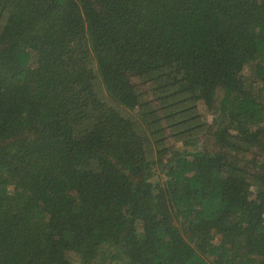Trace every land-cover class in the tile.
I'll list each match as a JSON object with an SVG mask.
<instances>
[{
  "label": "trees",
  "instance_id": "1",
  "mask_svg": "<svg viewBox=\"0 0 264 264\" xmlns=\"http://www.w3.org/2000/svg\"><path fill=\"white\" fill-rule=\"evenodd\" d=\"M260 157L264 0H0V264H264Z\"/></svg>",
  "mask_w": 264,
  "mask_h": 264
},
{
  "label": "rangeland",
  "instance_id": "2",
  "mask_svg": "<svg viewBox=\"0 0 264 264\" xmlns=\"http://www.w3.org/2000/svg\"><path fill=\"white\" fill-rule=\"evenodd\" d=\"M242 76L244 78L247 79H255L253 77V73L251 72V70L249 68H245V70L243 71ZM125 112H127L124 109ZM196 113H198V119L195 121H191L189 123H185L183 124L181 127H179L178 129H176V131L179 132V135H174L170 130L169 132H171L173 134V137L171 139H169L167 141V147H170L172 145H176L177 149L180 148H184L190 151H193L197 148V146L200 145H206L207 143H210L208 141H205V139H207L208 136H206L204 139L202 137V133L200 134L199 137H194L197 133H199L202 130H185L188 127H192L194 125L195 122H199V123H203V124H211L214 119V116L211 114V111L208 110V108L203 104V103H199V105L196 106ZM182 123H180L181 125ZM204 128H207L208 126H203ZM168 135V134H167ZM157 136V135H156ZM155 136V137H156ZM188 142L189 145L186 147H183L184 143ZM252 155V154H251ZM251 155L249 156V158H251ZM257 156H255L254 158H257ZM253 158V159H254ZM259 161H264L263 157H260ZM71 262L72 264H81L78 260L77 256H72L71 258Z\"/></svg>",
  "mask_w": 264,
  "mask_h": 264
}]
</instances>
